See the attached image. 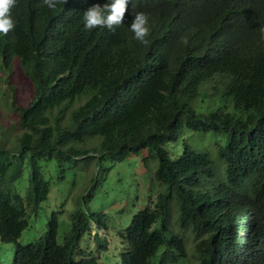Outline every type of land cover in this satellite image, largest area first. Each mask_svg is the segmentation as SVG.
I'll return each instance as SVG.
<instances>
[{
  "label": "trees",
  "instance_id": "trees-1",
  "mask_svg": "<svg viewBox=\"0 0 264 264\" xmlns=\"http://www.w3.org/2000/svg\"><path fill=\"white\" fill-rule=\"evenodd\" d=\"M106 2L50 10L17 0L15 28L0 35L1 68L15 60L32 87L14 107L20 134L0 140V240L13 243L10 264H99L79 245L92 220L79 200L60 236L53 212L38 238L18 239L64 162L97 152L100 165L141 150L163 189L119 230L120 264L191 259L188 237L195 264H264V0H129L114 31L85 30L83 13ZM141 11L147 45L129 27ZM207 98L212 108L198 110ZM184 129L211 132L212 144L193 146Z\"/></svg>",
  "mask_w": 264,
  "mask_h": 264
},
{
  "label": "rangeland",
  "instance_id": "rangeland-1",
  "mask_svg": "<svg viewBox=\"0 0 264 264\" xmlns=\"http://www.w3.org/2000/svg\"><path fill=\"white\" fill-rule=\"evenodd\" d=\"M1 64V56H0ZM0 66V140L7 144L14 142L20 131L17 126V115L14 109L19 103L26 104L31 99L32 87L29 78L21 67L13 62L11 71L7 67ZM213 101L207 98L198 101V110L207 111L212 108ZM183 138L198 148L208 147L212 144L211 132L183 131ZM169 149V147H168ZM95 157H88L72 164L64 162V177L58 184L51 187L45 200L40 204L38 216L33 219L18 239L21 243H27L38 238L45 231V223L51 213H57L59 221L58 234L68 230L70 224L69 214L79 207L86 214H90L92 220L89 225V234H84L79 245L85 252L94 255L99 264H120L122 242L118 232L131 220L133 214L145 207L153 206L159 190L163 186L156 181V162L143 159L144 150L131 153L121 160H113L105 157L101 164H97L98 153ZM171 155H173L171 153ZM23 189V186L20 185ZM172 217L169 227L176 228ZM60 236V234H59ZM98 239L103 240L104 246H97ZM189 256L177 263L168 264H195L192 259V244L190 237L186 241ZM13 243L0 240V264H10L12 259ZM122 250V251H121Z\"/></svg>",
  "mask_w": 264,
  "mask_h": 264
},
{
  "label": "clouds",
  "instance_id": "clouds-1",
  "mask_svg": "<svg viewBox=\"0 0 264 264\" xmlns=\"http://www.w3.org/2000/svg\"><path fill=\"white\" fill-rule=\"evenodd\" d=\"M67 0H41V3L48 9L54 10L58 3H66ZM17 0H0V35L7 36L15 28V21L12 18V9L16 6ZM129 0H108L103 6L93 4L83 13V27L87 31L95 28H106L114 31L123 24L128 12ZM130 31L133 39L140 44L147 45L151 29L149 26V15L145 12H137L130 23ZM264 38V28L261 29Z\"/></svg>",
  "mask_w": 264,
  "mask_h": 264
}]
</instances>
